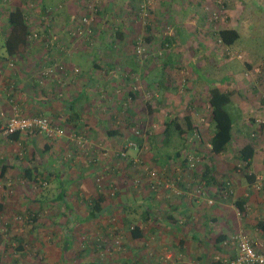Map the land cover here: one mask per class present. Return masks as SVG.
<instances>
[{
  "label": "rangeland",
  "instance_id": "rangeland-1",
  "mask_svg": "<svg viewBox=\"0 0 264 264\" xmlns=\"http://www.w3.org/2000/svg\"><path fill=\"white\" fill-rule=\"evenodd\" d=\"M44 3L48 14L41 10ZM17 5L33 6L29 11L33 23L43 25L23 62L8 60L0 67V129L15 111L44 113L65 125L69 137L76 134L75 143L100 148L92 158L96 166L76 151L75 168L64 158L72 153L70 148L63 144L67 149L57 150L43 134L39 133L43 140L33 136L20 142L0 139L1 152L4 145L14 149L20 167L17 176L8 173L5 177L0 167V264H45L41 249L52 246L54 255L65 249L67 237L72 244L60 264H154L150 256L156 253L163 264H222L221 259L231 255L229 250L234 253L237 242L233 239L239 234L264 249V230L259 226L264 221L259 210L264 204V0H9L0 3V44L8 28L7 13ZM74 14L89 17L82 33L74 29ZM227 27L241 34L229 49L217 35ZM54 39L67 44L56 48ZM32 56L34 65L28 58ZM59 65L65 67L64 72L56 70ZM210 80L232 93L236 116L234 141L221 156L210 152ZM83 89L86 97L79 109L84 119L105 123L95 130L85 122L77 132L65 124L61 111L65 101L78 97ZM34 98L48 101L52 110L38 107ZM187 115L194 120V141L175 136L164 143L166 119L178 117L185 124ZM108 129L119 134L108 136ZM141 135L139 141L136 136ZM251 141L256 154L251 167L243 170L239 149ZM167 148H180L179 159H161L157 151ZM5 159L0 157V161ZM184 162L182 180L179 173ZM171 164L174 170L168 171L165 166ZM206 164L213 167L218 180L230 181L229 188L201 184ZM26 166L36 169V181L23 176ZM50 168H56L62 181L50 174ZM247 173L256 175L250 189ZM76 176L86 180L78 184L63 180ZM154 181L160 184L151 196L148 187ZM167 183L174 186L170 184V189ZM62 188H66L64 200L57 199ZM249 190L255 201L240 212L234 202ZM98 191L107 195V212L83 222L81 216L88 213L85 200L98 196ZM179 191L185 193L180 196ZM212 191L221 193L227 206ZM150 197L161 220L170 211L176 217L169 222L173 228L163 226L168 233L151 235L153 223L142 220V204ZM67 204L73 205L72 212ZM222 207H227L228 212L222 213L227 218L217 224L212 213ZM128 219H134L132 226L141 225L147 235L141 239L143 263L132 257L135 244ZM205 220L210 232L204 238L213 240V248H207L202 262L201 222ZM221 229L229 238L221 244L224 250L214 244Z\"/></svg>",
  "mask_w": 264,
  "mask_h": 264
},
{
  "label": "trees",
  "instance_id": "trees-1",
  "mask_svg": "<svg viewBox=\"0 0 264 264\" xmlns=\"http://www.w3.org/2000/svg\"><path fill=\"white\" fill-rule=\"evenodd\" d=\"M8 1L9 0L0 1V3H5ZM32 8H33V6L29 7V9H26L23 5H17V7L10 9V11H8V13H7V21H8V28H7V32H6L7 37L4 40V42L2 43V48H3V50L6 51V54L4 53L3 55L5 56V58L7 60L10 59L11 57H17V56H20V55H23L24 53H26L27 50L29 49V45L32 43V41H34L38 38V34H39L41 26L43 24L41 21L33 23V20L30 17L31 15L29 12V11H32ZM41 10H42V12H46L48 10L47 4H45V3H44V5L42 4ZM48 12H49V10L45 14H48ZM32 24H34V26H32ZM45 27L46 26H43V28H45ZM120 35H123V33L120 32ZM217 35H218L219 41L227 49H229L228 47H231L234 44H236V42L241 37V34L238 31V29L230 28V27L220 29L217 32ZM230 53L231 52L229 50L228 54H230ZM210 83L211 84H210V88H209V104L211 107L210 124L212 127V137L210 140V149H211L210 152L215 156H221L226 151H228L232 142L234 141L236 116L232 111V104H233L232 93L229 91L223 90L216 83H214V81H212V80H210ZM79 101H80V98L65 101L66 114H67L65 124L69 125V127H71L74 131H77V132L79 131V129L82 128V124H81L82 113L80 112V109L77 105V103ZM115 112H117V111H115ZM20 113L24 116H29V117L40 116V115L48 116L44 113H39V114H32V113L25 114L22 112H20ZM48 117L51 118L50 116H48ZM180 120L181 119L178 117H169L166 119V121H165V132H166L167 138L165 139L164 143H169L171 140H173L175 138V136H180L185 141H194L193 138H194V134L196 131V128L194 126V120L189 115L185 116V118H184L185 124H183V122H181ZM52 121L54 122V124L56 123V121H54L53 119H52ZM100 123H105V121L100 119ZM184 125L186 127H184ZM58 126H60L61 128L66 127L65 125H62V124L61 125L58 124ZM0 131H1V135H0L1 138H2V136L9 138L12 142H20V139H22V138H26V137L28 138L30 136L32 137L34 134H39V133L43 134L46 137V139H49L48 140L49 143H51V142L53 143V142L58 141L60 139H66L67 138L68 140L67 139L66 140L70 144V150L72 153H69L67 156L64 157L66 159L65 160L66 162H68L71 166L76 168L78 166V164H77L78 161H75L74 155L76 156L78 154V153L76 154V151H78L80 155L81 154L84 155L85 158L87 160H89L90 166H93V165L96 166L98 163V162H96V159L92 160V158H95L93 156H95L99 153L100 147L98 145L95 147H92L93 145H89L86 143H75L78 141L76 137H69L68 135L64 134L63 136H61L57 139H50L44 133H41L40 131H37V130L30 131L27 133L16 132V133H13V134L7 136V135H4L2 133V129H0ZM107 133L113 136V135L119 134V131L114 130V129H108ZM136 138L139 141L143 140L142 135H141V138L138 136H136ZM149 139L151 140L152 137L151 138L149 137ZM29 141H30V139H29ZM45 148L46 149L50 148V145L46 144ZM157 152L161 156V159H164L166 162H170L171 160H174V159L178 160L182 154L180 148L176 149V150H169L168 148L165 150L160 149ZM255 154H256V148H255L253 141H251V142L245 144L244 146L240 147L239 158L242 161V163H244V165H240L241 167L238 165L239 168L245 170L246 167L247 168L251 167L253 159L255 157ZM18 155H20L19 157H22L23 153L20 152ZM186 164L187 163L184 162L183 165L182 164L180 165L181 170H180L179 176H181L182 180H183V177H182L181 173L183 172V170L185 171ZM1 165H2V167H1ZM0 167H1V176L5 177L7 174V171H8V166L6 164H4V160L0 161ZM165 168L168 171L174 170V168L172 167V164L166 165ZM236 168H238V167L236 166ZM212 169H213V167L211 165H209V164L205 165V168L203 170V174L201 175V182H204V184L207 186L211 185V186H218L219 187V184H220L221 189L229 188L228 187V181L223 180V179L218 180L217 179L218 174L214 173L215 175H213ZM35 170H36L35 168L26 166L25 168H23V176L30 179V180L36 181L38 178V173H36ZM50 174L51 175L56 174L57 180L61 181L60 177H59L60 176L59 172L56 171L53 173L50 171ZM176 174H175V176H176ZM246 177H247L249 183L251 184V186H253L254 182L256 181V175H254L252 173L251 174L247 173ZM168 181L171 182L172 180L168 179ZM158 182L159 181H156V182L154 181L152 183L151 187L150 186L148 187L150 190L149 194L151 196L153 195V193L158 192V188H156V186H159V184H160ZM172 182H176V186H178V184H180L179 180L172 181ZM181 182H183V181H181ZM170 184H173V183H167L169 188L174 186V184L172 186H170ZM181 184H183V183H181ZM63 185H65V184H63ZM163 185H165V184H163ZM186 185L187 184H185V186ZM231 189H232V187H231ZM100 190H101V188H99V191ZM65 192H66V188H62L57 199L64 200ZM184 193H185V191H179L178 194H180V196H181ZM217 193L218 192H216L214 195H216ZM218 195H219V199L221 200L220 202H227L226 200L225 201L223 200L224 198H223L221 193H218ZM106 196L107 195L101 191L98 193V196H93L91 198L86 199L85 201L88 205V214L86 217L81 218L80 220H83V222H84V221H87L90 219L99 218L100 216L105 214L106 209H107V207L104 206V204L107 200ZM247 199L248 198H239L234 202V205L237 207V209L240 212H245L246 204L248 202ZM216 202L217 201H215L213 204H217ZM127 206H129V205H127ZM127 206L125 205L124 208H127ZM153 206L154 205H152L151 197L148 198V202H144V204H142V208L144 207V209H142V211H141L142 216H143L142 220L143 221H147L148 219L151 220V222L153 223V226H159L160 225L163 228V226L165 227V225H169L171 228H173L174 227L173 223H166V222H171L170 221L171 218H173V220L176 219V217H174L172 215L173 213L170 211L168 213V215L165 217V219L161 220V218L158 216L156 210H154ZM34 219H35V217H34ZM164 220H165V223H163ZM125 221L126 222L130 221V223H128V224H131L129 226V228L131 229V235L135 239H147V235L144 233L143 227L141 225L132 226V224L135 223L134 219H128ZM176 222H177L176 225H179L178 221H176ZM184 222H185V220H183V221L181 220V223H184ZM184 225H185V223H184ZM259 226H261L264 230V221H260ZM165 229H167V228H165ZM228 239L229 238H227L226 234L221 233L214 240V242L217 241V243L221 244L225 240L227 241ZM67 244L65 245V249L63 250V253H66V251L71 247V245L69 247V245H67ZM149 254H153V253H149ZM150 257H153L156 260L154 264H160L159 260L156 259L157 253L154 255H151Z\"/></svg>",
  "mask_w": 264,
  "mask_h": 264
},
{
  "label": "crops",
  "instance_id": "crops-1",
  "mask_svg": "<svg viewBox=\"0 0 264 264\" xmlns=\"http://www.w3.org/2000/svg\"><path fill=\"white\" fill-rule=\"evenodd\" d=\"M71 14H72V12H71ZM71 16V15H70ZM8 22V21H7ZM70 23V20H69V22H68V24ZM6 37H7V34H5V39H6ZM4 39V40H5ZM4 40H3V42H4ZM2 42V43H3ZM54 43H56L55 45H56V48H59L60 47V45H66L67 43H66V41L64 40V39H57V41H55V39H54ZM2 44H0V67H2L3 68V64L6 62V61H8V60H20V61H24L25 60V58L28 56V54L27 53H24L23 55H20V56H17V57H11L10 59H6L5 58V56L3 55L4 54V52L2 51ZM26 56V57H25ZM29 58V60L30 61H32L33 62V65H34V61L36 60V59H34L33 58V56L32 57H28ZM37 64V63H36ZM35 64V65H36ZM33 65H30L29 67L30 68H32L33 67ZM22 67H23V65H22ZM97 67V66H96ZM94 75H93V72H92V75H91V77H90V80L91 81H93L94 79L92 78ZM87 88V87H86ZM1 90L3 91L4 90V88H1ZM83 97H86V89H83L82 90V92L78 95V97H76V98H74V99H77V98H80V101L77 103V105H78V107L79 106H81L82 105V103H81V101H82V98ZM35 99V98H34ZM72 100V99H71ZM35 101H37L36 99H35ZM39 104L37 105L38 107H44V108H46L47 107V109H44L43 108V110H46V111H51L52 110V108H51V106H49L50 104H49V102L48 101H45V100H40V101H37ZM5 107V103H2L1 104V107ZM80 108V107H79ZM1 109V108H0ZM31 111V110H30ZM61 113L64 115L63 117H64V119H65V122H66V107H65V103H64V106L62 107V111H61ZM59 114V113H58ZM91 115V114H90ZM93 118V117H92ZM94 120V121H93ZM93 120H90V122L87 120H85L84 119V114H82V122H81V124H82V127L85 125V122H87V123H89L90 125L89 126H91V128H96L97 127V125L100 123V119H94L93 118ZM58 121V120H57ZM105 121V120H104ZM84 124V125H83ZM88 128V127H87ZM94 128V129H95ZM98 128V127H97ZM95 130H97V129H95ZM97 134L98 135H100V132L98 133L97 132ZM108 134V133H107ZM108 136H112V135H110V134H108ZM33 137H35V138H37V139H41V140H43L44 139V137L43 136H41L40 134H34L33 135ZM100 138V137H99ZM4 139H6V140H10V139H8V138H6V137H3V138H1V140L2 141H4ZM63 140H65V139H60V141L58 140V143L55 145V142H53V146H55V148L57 149V150H61L63 147L64 148H66L64 145H67V148H70V144H69V142L68 141H66V143L63 141ZM11 141V140H10ZM62 141V142H61ZM61 142V143H60ZM6 143H9V141L8 142H6ZM60 143V144H59ZM58 144H59V147H56V146H58ZM64 144V145H63ZM97 146V145H96ZM99 146V145H98ZM66 148V149H67ZM19 151V149H17V152ZM19 156V155H18ZM0 157L2 158V159H5L4 160V164H6L7 166H8V171H7V174L8 173H10V174H12V175H15V176H17L18 175V171L20 170V167H19V163L16 161V158H17V156H16V151H14V149H10L9 147H8V145H4V148H3V153L1 152V149H0ZM1 167H2V165H1ZM51 172H56L57 170H56V168H54L53 170H52V168H50L49 169ZM7 174H6V176H7ZM59 177H61V176H59ZM55 179H57V177H56V174H55ZM61 179H63V178H61ZM63 180H65V181H67L68 183H70V184H72V183H76L77 182V184L78 183H81V182H83V181H85L86 180V177L85 176H83V177H80V176H76V177H74V178H71V177H69V178H64ZM62 181V180H61ZM247 186H248V188L247 189H250L252 186H251V184L249 183V181L247 180ZM201 184L203 185L204 184V182H201ZM211 187H213V186H211ZM213 188H215L216 189V187L214 186ZM217 190H218V188H217ZM218 192V191H217ZM246 193V194H245ZM243 195H241L242 197L241 198H248L247 199V201L250 203V202H254L255 200V197H254V195L250 192V190H249V192L247 193V192H245ZM211 194H215V192H213L212 191V193ZM247 202V203H248ZM220 203H222V202H220ZM225 206H227V203L226 202H224L223 203ZM258 204V203H257ZM256 204V205H257ZM104 206L105 207H107L106 206V204H104ZM66 207H67V209L69 210V211H73V205H71V204H67L66 205ZM108 208V207H107ZM227 207H222V208H216L214 211H213V217H212V220L213 221H217L216 223L218 224V223H221V219L222 218H227L226 217V214H222L223 212H228V211H225V210H227L226 209ZM259 210L262 212V213H264V204L263 205H261L260 207H259ZM106 212H107V209H106ZM106 212H105V214H106ZM69 214H71V213H69ZM88 214V213H87ZM87 214H85L84 216H81L82 218H84V217H86L87 216ZM105 214H103L102 216H100L99 218H101V217H103ZM76 216V215H75ZM96 219H98V218H96ZM90 220H95V219H90ZM88 221V220H87ZM87 221H84V222H87ZM165 222V221H164ZM166 223H169V222H166ZM223 223V226H227V224H226V222L224 223V222H222ZM208 223H207V221L205 220V221H203V222H201V228L203 227V229H207V230H203V229H201V241L203 242L202 244H201V246H203L201 249H202V253H201V259H203V261L202 262H204L205 261V257H206V255H205V253L207 252V248H209V246H211V248H213L212 246V243H213V240H207V239H205L204 237L206 236V234H207V232L209 233L210 232V230L208 229V225H207ZM216 227H218L217 225H215ZM219 227H221L220 225H219ZM168 233L167 232V229H165V230H163V228L159 225V226H151L150 227V234L152 235V234H154L155 233V235H161V234H163V233ZM222 232H226V231H224L223 229H221V233ZM96 234H104V232L103 231H97V233ZM111 235H113L114 234V232H112V233H110ZM130 234V233H129ZM154 237V236H153ZM131 240H133V243L135 244V246L134 247H132V257L133 258H135V256H136V259L137 260H139V262H141V263H143L142 261H143V259L145 258V256H142V251H141V249H142V247L144 246V242H142L141 241V239H135L132 235H131ZM217 237H215V239H216ZM214 239V240H215ZM208 241V242H207ZM211 241V242H210ZM226 241V240H225ZM224 241V242H225ZM130 242V241H129ZM64 243L65 244H67V245H69V247H70V245L72 244V239L70 238V237H67L65 240H64ZM214 244H216L215 246L219 249V247H221L222 248V250H224L225 248L224 247H222L221 246V244H219V243H217V241H215L214 242ZM65 246V245H64ZM229 250V249H228ZM52 251H54V247H44L43 249H41V252H43L44 253V256L47 258V261L45 262V264H60L61 262H62V259L65 261V256H66V253H63V250L61 251L60 250V252L58 251V252H56L54 255H52ZM229 253H231V255H233V252L232 251H230L229 250ZM169 256H171V255H167V257H169ZM230 256V255H229ZM156 259H158L159 260V263L160 264H163V262L164 261H161V257H160V255L159 254H157V258ZM67 263V262H66ZM77 264V263H76ZM217 264H219V263H217Z\"/></svg>",
  "mask_w": 264,
  "mask_h": 264
},
{
  "label": "built area",
  "instance_id": "built-area-1",
  "mask_svg": "<svg viewBox=\"0 0 264 264\" xmlns=\"http://www.w3.org/2000/svg\"><path fill=\"white\" fill-rule=\"evenodd\" d=\"M76 18H78L77 14H74L73 20L77 22L74 29L75 31L77 30L79 33H82L84 32L83 26L86 27L90 23V20L88 19L89 17L83 16L78 18L80 22L76 21ZM64 68V66L59 65L56 70L64 72ZM52 71L53 70L50 72ZM75 71H78V68H75ZM1 129L2 133L7 136L16 132L27 133L34 130L44 133L50 139H57L65 134L64 129L58 126V124H54L52 119L48 116L40 115L29 117L22 115L19 111H15V113H13L1 126ZM73 137H76V134ZM153 174L155 175L156 173ZM228 184L230 183L228 182ZM234 240L237 242L235 245V251L233 255L221 259L222 264H264L263 248H260L245 234L235 236L233 241Z\"/></svg>",
  "mask_w": 264,
  "mask_h": 264
}]
</instances>
